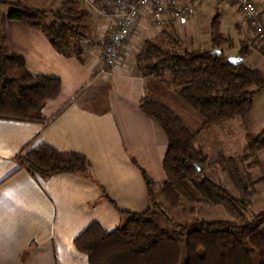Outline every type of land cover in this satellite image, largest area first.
Wrapping results in <instances>:
<instances>
[{
  "label": "crops",
  "instance_id": "1",
  "mask_svg": "<svg viewBox=\"0 0 264 264\" xmlns=\"http://www.w3.org/2000/svg\"><path fill=\"white\" fill-rule=\"evenodd\" d=\"M7 1L52 9L45 0ZM53 1L58 8L60 0ZM255 1L260 6L264 3ZM84 2L89 11L80 20H85L94 34L77 41L78 55L56 51L43 34L22 22L8 20L7 6L1 8L8 47L23 56L32 74L58 78L61 86L55 98L34 111L32 120L0 118V264H88L87 256L74 246L77 235L92 222L112 230L120 224L119 211L148 208V189L140 168L153 180L154 196L160 194L167 137L160 125L140 109L141 98L170 106L186 125L193 119L195 126L189 124V129H195L200 120L172 87L139 75L134 54L146 38L164 36L174 27L186 48H207L209 21L217 13L221 20L224 11L232 12L236 21V39L221 30L232 40L231 50L236 52L240 40L251 45L254 38L239 12L223 5L222 0H209L197 9L191 22L159 27L140 20L126 42L121 62L105 72L101 42L110 34L113 15L109 9H102L98 0ZM243 62L264 73V56L257 50L251 49ZM258 100L264 107V92L254 97L247 119L229 121L198 134V145L209 162L218 153H240L246 131L258 133L264 129V110L256 115ZM41 144L82 154L90 168L84 175L33 176L20 168L16 156ZM257 159L259 168L253 176L263 180L255 185L252 207L263 210L264 149L257 153Z\"/></svg>",
  "mask_w": 264,
  "mask_h": 264
},
{
  "label": "trees",
  "instance_id": "2",
  "mask_svg": "<svg viewBox=\"0 0 264 264\" xmlns=\"http://www.w3.org/2000/svg\"><path fill=\"white\" fill-rule=\"evenodd\" d=\"M75 2L60 0L58 8L47 10L0 0V118L32 120L34 111L55 98L61 86L58 78L32 74L23 56L8 47L2 6L8 7V20L40 32L56 51L78 55L77 41L89 37L90 30L80 21L84 9L73 7ZM99 6L108 9L102 2ZM170 29L164 36L142 42L134 54L135 67L141 77L172 87L177 97L197 113L199 126L189 129L170 106L146 96L139 107L167 137L160 193L170 208L188 204L191 220L175 222L165 213L151 191L153 180L140 168L148 189V208L119 211L120 224L112 230L90 223L74 238V246L87 256L88 264H264V209L252 207L255 185L263 180L255 179L253 170L259 168L257 153L264 149V129L258 133L246 131L240 154L218 155L215 160L236 194L206 173L208 155L197 141L201 131L247 119L254 97L264 92V73L244 62H228L230 54L226 50L234 45L221 32L218 13L209 21L207 48H186L175 28ZM109 39L110 34L101 42L103 49ZM164 39L167 48L161 44ZM251 49L264 56V45L257 38L251 45L240 40L235 55L245 59ZM16 160L20 168L43 178L62 173L84 175L90 168L84 155L47 144L19 153ZM197 206L222 207L231 219H199Z\"/></svg>",
  "mask_w": 264,
  "mask_h": 264
},
{
  "label": "built area",
  "instance_id": "3",
  "mask_svg": "<svg viewBox=\"0 0 264 264\" xmlns=\"http://www.w3.org/2000/svg\"><path fill=\"white\" fill-rule=\"evenodd\" d=\"M209 0H102L113 15L110 39L102 51L103 71H112L123 59L126 42L140 20L159 27L192 21L197 9ZM244 19L254 38L264 45V3L255 0H222Z\"/></svg>",
  "mask_w": 264,
  "mask_h": 264
},
{
  "label": "rangeland",
  "instance_id": "4",
  "mask_svg": "<svg viewBox=\"0 0 264 264\" xmlns=\"http://www.w3.org/2000/svg\"><path fill=\"white\" fill-rule=\"evenodd\" d=\"M45 2L47 3V5H48L49 8H52V9L55 8L56 9L57 5H54L55 2L53 0H45ZM72 6L75 7L76 9H80V10L84 9L85 13L86 12L88 13V11H89L88 10L89 7L84 2V0H77V2H75V3L72 4ZM7 9H8V7H7ZM196 13H197V11H196ZM222 14H223V16H222V18L220 20L221 21V30H222V32L225 35H228L231 38L236 39V32H235V23H236V21L234 20V15L230 11H224ZM80 21L82 23H85L86 24V21L85 20H82L81 19ZM89 30H90L91 35H93L94 34V31H91L90 28H89ZM162 39L163 38H161V40ZM161 44H162V46L164 48H167V46H168L166 39H164L163 41H161ZM75 50H77V52L80 53V50L78 48L76 49V46H75ZM226 51L230 55L231 54H235V50H226ZM255 108H256V115H260L261 112L264 110L263 101L262 100H258V102H256ZM193 121H194L193 119H191L190 121H187L188 122L187 123L188 125L189 124H192V125H190L191 128H194L192 126H195V123H196V122H193ZM188 125H186V126L188 128H190ZM198 126H196V128ZM240 153H238V154H240ZM218 155H223V154L218 153L216 155V157L213 160H211L212 162H209L208 161V165L206 166V173L213 180L221 182L225 187H227L229 190H231L232 192H234L236 194V191L234 190V187L232 186V184H231L230 180L228 179L227 175L225 173H222L220 171L219 167L215 164V160H216V158H217ZM223 156L224 157H228V156H225V155H223ZM253 172H254V170H253ZM155 198H156V200L158 202H160V204L162 206V209L165 211V213L170 218H172L175 222L188 223L191 220V217H190V215L188 214V212L186 210V208L189 206L188 204H186L184 208L174 209V208H170L167 205V203L164 201V198L161 195V193L160 194L159 193L156 194ZM197 208L199 209L198 214H197V218H199V219H207V218L231 219V217L224 211V209L222 207H207V206H201L200 207V206H197ZM181 245L183 247V241H182Z\"/></svg>",
  "mask_w": 264,
  "mask_h": 264
},
{
  "label": "water",
  "instance_id": "5",
  "mask_svg": "<svg viewBox=\"0 0 264 264\" xmlns=\"http://www.w3.org/2000/svg\"><path fill=\"white\" fill-rule=\"evenodd\" d=\"M216 53L219 54V51H217ZM227 60H228V62H230L233 65H240L243 63V58L239 57V56L230 55V56H228Z\"/></svg>",
  "mask_w": 264,
  "mask_h": 264
}]
</instances>
